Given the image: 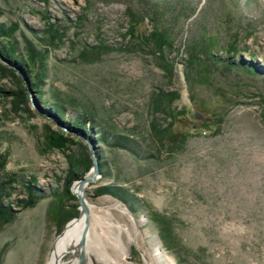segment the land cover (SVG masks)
I'll return each instance as SVG.
<instances>
[{
	"label": "rangeland",
	"instance_id": "374dc122",
	"mask_svg": "<svg viewBox=\"0 0 264 264\" xmlns=\"http://www.w3.org/2000/svg\"><path fill=\"white\" fill-rule=\"evenodd\" d=\"M130 15L140 19L139 29L146 34L157 28L168 35L172 47L162 59L151 41L140 44L127 35ZM0 22L18 25L14 38L20 54L25 41L38 52L46 50L45 89L73 101L72 117L89 110L154 155L101 145L107 174L99 172L84 190L93 205L92 243L86 251L90 264H103L97 251L112 250L108 243L119 228L130 264H146L145 258L158 264V245L171 264H264V0H0ZM51 25L61 32L55 46L48 44ZM100 44L107 49L99 50L96 59L80 56ZM164 62L171 64L169 71ZM0 88L17 92L11 76H0ZM161 91L177 93L171 107L192 119L182 126L189 135L181 145L166 137L158 141L149 132L152 122L161 128L170 123L164 104L156 109L153 101ZM218 93L225 94L224 102ZM15 97L0 98V155L6 157V172L18 176L11 198L25 197L19 184L28 176L36 177L44 195L0 230V264H49L70 221L58 229L50 208L75 205L78 210V199L62 196V190L69 161L83 149H46L45 126L62 125L32 91L26 96L30 112L16 108ZM213 103L222 105L223 118L202 129L210 117L198 113ZM88 174L92 178L93 172ZM111 185L134 194V213L112 195L94 196ZM153 212L170 219L171 247L164 246L151 221ZM124 229L135 242H128ZM70 257L67 252L63 260ZM160 264L168 263L162 259Z\"/></svg>",
	"mask_w": 264,
	"mask_h": 264
},
{
	"label": "trees",
	"instance_id": "16d2710c",
	"mask_svg": "<svg viewBox=\"0 0 264 264\" xmlns=\"http://www.w3.org/2000/svg\"><path fill=\"white\" fill-rule=\"evenodd\" d=\"M130 16L131 21L126 30L127 35L140 44L148 45L151 41L153 44L152 46L158 53V57L162 59L163 51L166 48L172 47V42L168 35L157 28H154L150 33L146 34L143 30L141 31L139 29L140 19H137L135 15ZM17 27V24L6 26V24L0 22V76L13 77L17 85V92H5L0 88V98L6 94H15V107L21 109L22 106L24 107L23 109L30 112V109L27 107L26 96L28 91H32L35 93L39 102L45 106L50 117L58 121L63 127L52 130L50 126H45V148L48 150L60 149L64 151L75 145L83 149L82 155L79 158L74 161H69V167L63 179L62 196L64 195L70 199L77 200V198L71 194V185L75 180L82 178L83 174L87 172L91 166L89 149L80 140L81 138L94 141L95 154L99 158V172L103 175L107 173L105 170L106 164L105 162H101L100 159L102 157L101 145H105L111 149H124L131 152L133 155H140L143 151V155L146 158H152L154 156L153 154L145 153L144 144L140 141H137L133 137L131 138L130 134L122 133L114 128L106 126L89 110L78 112L72 117L68 109L70 107L76 109V105L73 101L62 96L55 90L45 89L47 75L45 64L46 50L38 52L33 47L32 42L25 41L23 45L24 53L20 54L18 52L17 41L14 38ZM46 33L49 35L48 44L51 46H55L61 41V32L59 28L51 25L47 28ZM234 47L235 46L231 44L226 48L228 59L232 58L231 54L234 52ZM101 49H107V47L100 44L99 46L92 47L89 51L88 49L81 51L80 56L86 59H96ZM1 58L8 62V64L1 61ZM164 63L165 69L170 70L171 64L168 62ZM224 65L230 67L229 60H226ZM242 68L247 72H256L255 68L252 66H242ZM177 96L178 94L175 92H157L153 100L155 107L158 109L164 104L163 108L166 111V115L170 117V123L167 127L161 128L156 122H152L149 132L158 141L166 137L172 143L178 142L181 145L189 135L188 129L182 126L188 125L192 119L184 117V111L176 110L171 107L172 102ZM217 96L220 97L218 100L222 102L225 101L224 99L226 96L224 93H218ZM191 97H194V95L192 94ZM218 104L216 105L213 103L210 107H203V114L197 112L203 117H210L208 118L209 120L204 118L210 122H207L206 125L202 124V126H200L202 129L208 130L212 124H217L222 120L224 108H221L222 105ZM176 123H178L177 126H173ZM193 128L196 129L198 126L195 125ZM142 147L143 149H141ZM5 165L6 157L0 155V230L5 224L13 221L19 210L34 207L44 195L43 191L37 186L36 177L28 176L27 179L22 178L19 184L25 197L13 201L11 197L18 183V176L15 173L6 172ZM102 194H109L121 200L133 213L138 208L137 198L122 186H101L95 191L94 196ZM76 207L75 205H70L68 207L57 205L56 207L50 208L52 218L58 229L78 215ZM150 219L157 226L159 236L164 242V246L171 247L174 243V236L170 219L156 212L150 214Z\"/></svg>",
	"mask_w": 264,
	"mask_h": 264
},
{
	"label": "bare ground",
	"instance_id": "6f19581e",
	"mask_svg": "<svg viewBox=\"0 0 264 264\" xmlns=\"http://www.w3.org/2000/svg\"><path fill=\"white\" fill-rule=\"evenodd\" d=\"M88 173L87 177L91 179V175ZM87 184L88 182H85L80 186L79 182L75 181L74 185L72 184L71 186V190L74 194L83 193ZM84 206L85 209L80 205L78 206V208H80V213L69 221L68 225L64 227L57 238L49 264H90L91 260L86 258V251L90 248L92 243L89 216L93 205L85 199ZM117 230V232L115 231L112 234V240L108 243L112 250L108 251L104 249L99 252L97 251V259L103 264H130L126 263L124 258L128 253V246L121 236L122 229L119 228ZM123 231L127 234L128 242L136 241V237L132 236L128 229H124ZM67 252L71 254V257L67 260H63ZM154 254L158 257V264L162 262V259L166 260L168 264L173 262V259L166 254L165 249H163L161 245H158ZM145 260L146 264H153L147 258H145Z\"/></svg>",
	"mask_w": 264,
	"mask_h": 264
},
{
	"label": "water",
	"instance_id": "95a60500",
	"mask_svg": "<svg viewBox=\"0 0 264 264\" xmlns=\"http://www.w3.org/2000/svg\"><path fill=\"white\" fill-rule=\"evenodd\" d=\"M87 142V145H88V149H89V152H90V158H91V166L89 167L88 171L86 172V174L78 179V180H75V181H78L80 186L83 185L85 182H88V181H91L93 180L96 175L99 173V158L98 156L95 154V143L93 140H90V139H87V138H84ZM89 171H92L93 172V176L91 179H89L87 177V173ZM74 181V182H75ZM76 198L78 199L79 201V205L85 209V206H84V201L86 199V195H85V192L83 193H80V194H75ZM80 213V208H78V214Z\"/></svg>",
	"mask_w": 264,
	"mask_h": 264
}]
</instances>
